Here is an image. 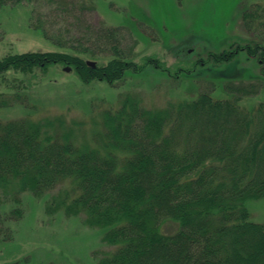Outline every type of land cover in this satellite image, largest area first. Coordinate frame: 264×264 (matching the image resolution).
<instances>
[{"label": "trees", "instance_id": "trees-1", "mask_svg": "<svg viewBox=\"0 0 264 264\" xmlns=\"http://www.w3.org/2000/svg\"><path fill=\"white\" fill-rule=\"evenodd\" d=\"M33 1L40 0H0V7ZM241 22L242 43L197 61L227 64L244 54L257 66L255 83L226 84L221 97L201 90L190 101L146 108L126 94L116 110L101 113V130L87 141L77 139L78 123L61 116L0 121V243L23 216L22 194L40 198L69 181L74 195L58 190L44 210L82 216L102 230L114 250L96 264H264V221H252L247 207L264 199V102H243L264 87V0L244 8ZM86 29L74 41L59 33L64 51L0 58V75L62 65L84 84L114 86L127 71H142L125 50L123 29ZM147 63L161 69L158 60ZM24 102L1 98L0 108ZM6 201L12 207L4 211ZM167 220L177 224L172 233L162 228Z\"/></svg>", "mask_w": 264, "mask_h": 264}, {"label": "rangeland", "instance_id": "rangeland-1", "mask_svg": "<svg viewBox=\"0 0 264 264\" xmlns=\"http://www.w3.org/2000/svg\"><path fill=\"white\" fill-rule=\"evenodd\" d=\"M254 0H40L0 7V58L26 52L64 51L59 33L68 41L87 36L86 26L121 28L125 50L139 73L127 71L122 81L110 86L102 81L82 83L68 66L52 65L31 73L8 71L0 75V99L18 103L0 108V121L30 117L33 120L61 116L79 124L76 137L87 141L101 130V113L116 110L126 94L140 98L146 108L190 101L199 91L224 95L229 83H255L253 61L240 54L227 64L197 67L198 59L242 43L241 17ZM84 10H82V9ZM85 25L79 26L78 19ZM63 40V39H62ZM151 58L160 62L145 64ZM86 59V58H85ZM86 61H93L86 59ZM65 69H69L66 71ZM192 71V72H191ZM245 106L264 102V87ZM17 104V105H16ZM69 181L40 198L21 195L22 218L10 223L12 239L0 243V264H96L114 250L102 240V230L88 227L83 217H66L62 210L49 216L44 205L50 195L67 189ZM4 211L12 207L6 201ZM251 220L264 221V199L247 204ZM163 230L172 233L177 224L167 220Z\"/></svg>", "mask_w": 264, "mask_h": 264}, {"label": "water", "instance_id": "water-1", "mask_svg": "<svg viewBox=\"0 0 264 264\" xmlns=\"http://www.w3.org/2000/svg\"><path fill=\"white\" fill-rule=\"evenodd\" d=\"M86 64L90 67H95V63L93 61H86ZM66 71H68L69 69H65Z\"/></svg>", "mask_w": 264, "mask_h": 264}]
</instances>
